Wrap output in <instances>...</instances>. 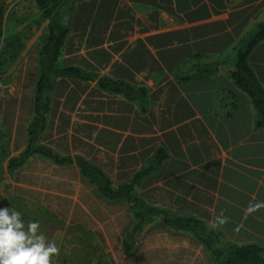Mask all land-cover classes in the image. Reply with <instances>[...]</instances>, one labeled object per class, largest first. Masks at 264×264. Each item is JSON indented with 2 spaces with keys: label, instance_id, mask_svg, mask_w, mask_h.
<instances>
[{
  "label": "crops",
  "instance_id": "1",
  "mask_svg": "<svg viewBox=\"0 0 264 264\" xmlns=\"http://www.w3.org/2000/svg\"><path fill=\"white\" fill-rule=\"evenodd\" d=\"M98 2L91 15H75L58 59L59 67H75L94 79L55 80L40 143L60 156L88 160L114 187L130 182L161 151L164 157L134 186L144 206L197 218L222 242L257 245L264 253V207H253L264 202V121L259 124L227 63L244 33L264 20V0ZM70 18L72 13L66 22ZM38 49L29 57L33 74L23 81L31 88L28 112L23 106L19 113L18 104V113H0L6 161L27 141ZM248 64L264 88V39ZM101 77L142 88L143 95L103 89ZM10 185L11 194L28 204L87 228L109 264H214L198 239L159 218L124 252L134 208L103 199L75 163L32 156L13 170ZM102 210L111 216L106 221ZM217 217L227 222L214 228Z\"/></svg>",
  "mask_w": 264,
  "mask_h": 264
},
{
  "label": "trees",
  "instance_id": "2",
  "mask_svg": "<svg viewBox=\"0 0 264 264\" xmlns=\"http://www.w3.org/2000/svg\"><path fill=\"white\" fill-rule=\"evenodd\" d=\"M6 0H0V74L4 73L13 61L19 60L22 43L17 35H5V7ZM84 0H36L38 10L46 22L45 39L38 50L37 63L39 75L35 84L33 97V114L27 126V141L24 148L15 156L7 159L5 167L7 172L21 167L32 156L38 155L50 159L57 165L75 163L81 177L104 199L109 201L120 200L131 203L134 208L132 213L135 223L130 232L125 236L123 243L124 252H129L133 245L134 236L142 229L159 218L161 222L172 230L186 231L198 239L210 252L214 264H264V253L257 245H235L221 241L220 235L207 229L204 223L197 218L161 213L153 207H146L134 195V186L137 180L152 170L161 158V151L154 156L155 161L137 172L128 183L113 186L110 178L98 167L88 160L75 156H60L51 148L40 143V134L45 124V114L49 107V94L59 77H74L83 80H93L94 77L75 67H59L58 59L69 35L67 16L72 13L76 3ZM264 38V20L254 24L240 38L233 48L232 58L227 62L232 66L231 76L236 85L250 97L253 106L260 116V123L264 121V88L256 79L248 64V56L252 49ZM101 88L114 93L124 94L129 98L143 95V89L130 86L121 81L108 77L98 79ZM7 158V157H6ZM87 236L91 233L86 231ZM93 243L90 245L93 248Z\"/></svg>",
  "mask_w": 264,
  "mask_h": 264
},
{
  "label": "rangeland",
  "instance_id": "3",
  "mask_svg": "<svg viewBox=\"0 0 264 264\" xmlns=\"http://www.w3.org/2000/svg\"><path fill=\"white\" fill-rule=\"evenodd\" d=\"M5 2V35L19 36L23 46L18 62L13 61L7 68L4 67L6 70L0 74V113H18L16 109L18 104L20 105L19 113H23L21 110L23 106L24 113H27L30 108V96H27L30 86L23 81L33 74L34 70L30 65L29 57L33 55V51L40 49L44 42L46 22L38 10L36 0H6ZM98 3V0L79 2L74 6L72 18L67 20V25L71 23L72 27L76 24L74 19L77 14L94 13V7ZM103 5L106 7V4ZM2 133L3 128L0 125V207L10 206L16 209L21 213L25 223L31 220L39 221L40 230L46 239L53 241L59 248L58 255L53 258L54 264H109L101 242L99 240L96 242L95 237L87 236V228L76 222H67L59 214L28 204L21 197L11 194L10 179L13 171L7 172L3 168L8 148ZM107 213L105 210L99 213L104 221L111 217ZM104 231L106 232V229L100 230L102 233ZM92 243L94 249L90 248Z\"/></svg>",
  "mask_w": 264,
  "mask_h": 264
},
{
  "label": "clouds",
  "instance_id": "4",
  "mask_svg": "<svg viewBox=\"0 0 264 264\" xmlns=\"http://www.w3.org/2000/svg\"><path fill=\"white\" fill-rule=\"evenodd\" d=\"M253 207H264V202ZM226 222V217H217L213 227ZM40 227L36 220L25 223L21 213L10 206L0 207V264H54L59 248Z\"/></svg>",
  "mask_w": 264,
  "mask_h": 264
}]
</instances>
